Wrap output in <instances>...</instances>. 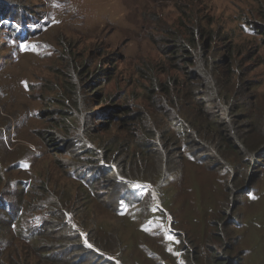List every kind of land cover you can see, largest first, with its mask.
<instances>
[{"label": "rangeland", "instance_id": "rangeland-1", "mask_svg": "<svg viewBox=\"0 0 264 264\" xmlns=\"http://www.w3.org/2000/svg\"><path fill=\"white\" fill-rule=\"evenodd\" d=\"M8 1L38 16L27 23L25 41L0 28V198L13 203L14 188L20 185L31 190L29 208L40 196L36 187L42 191L40 186L46 185L40 204L65 203L63 222L108 234L110 249L102 253L119 258L120 264H188L189 257L178 249V237L155 236L141 227L152 221L172 234V214L162 207L163 199L182 221L179 226L187 229L176 233L202 243L206 207H211L213 198L219 205L225 176L209 169L205 159L194 162L189 156L181 165L182 175L151 174L148 164H156L157 159L145 157L146 147L138 137L150 135L152 127L157 133L167 131L165 125L172 123L164 114L188 110L196 99L211 100L204 104L215 112L223 110L224 115V109L234 106L239 115L264 109V0H4L3 4ZM191 4L214 19L209 26L214 41L209 46L208 80L191 55L167 51L170 40L179 35L176 31L184 29L182 14ZM252 20L261 33H239L240 24ZM155 84L162 87L155 91ZM169 106L170 111L165 109ZM144 108L156 111L162 121L149 128L138 125ZM109 109L114 111L106 118L97 117ZM201 113L205 112L197 110L196 115ZM73 124L80 130L83 146L98 147L107 169L114 171V182L122 166L134 177L149 180L141 182L149 184L146 200L160 207L162 214L153 209L146 219L140 213L120 216L106 202L115 184L91 180L86 187L81 184L77 175L83 167L73 164L82 162L87 152L62 145V140H49L52 134L71 140L66 128ZM134 124L139 126L136 133ZM43 132H49L48 139ZM54 144L64 150L55 154ZM261 164L255 189L242 197L231 231L235 247L227 255L242 250L240 264H264V161ZM162 179L168 180L166 187ZM174 198L189 200L182 205L172 202ZM7 218L0 213V222ZM48 222L50 229L39 242L26 244L11 235L14 245L9 251L17 244L31 253V264H46L43 252L48 238L55 244L53 251L61 252L65 235V230L53 234L56 218ZM4 229L0 223V230ZM81 238L88 242L87 235ZM4 245L2 240L0 250ZM196 250L204 256L200 245L188 253L194 255Z\"/></svg>", "mask_w": 264, "mask_h": 264}, {"label": "trees", "instance_id": "trees-1", "mask_svg": "<svg viewBox=\"0 0 264 264\" xmlns=\"http://www.w3.org/2000/svg\"><path fill=\"white\" fill-rule=\"evenodd\" d=\"M3 1L0 0V28L6 30L7 35L12 34L19 42L25 41L27 39L26 33L29 31L27 23L31 19L36 21L38 14L33 11L28 12L27 7H25V10L18 9L17 5L9 1L4 5ZM19 10H21V14H17ZM182 19L185 21L184 29L176 31L179 32V35L173 36L170 40L172 46L167 51L169 54L179 56H182V54L184 56L191 55L195 64L202 67L204 79L208 80L209 46L214 41V36L209 33V26L212 25L214 19L204 14L202 9H195L192 4L184 15L182 14ZM256 24V21L253 20L246 22V24L241 23L239 33L260 34L261 32ZM222 61L226 63L228 59L223 56ZM166 85L167 89L170 90L171 86L168 81ZM154 87L156 91V88L162 86L155 84ZM167 92L169 93L168 90ZM175 92L171 90L174 95H176ZM208 101L211 100L203 98L198 103V99H196L187 108L188 110H175L174 113L164 114L165 117L170 118L172 123L171 127L165 125L167 129L165 132L160 130L157 133L156 128H149V124H159L163 119L154 110L141 109L142 115L137 121L138 125L143 128L148 127L152 131L150 135L141 134L138 137L146 147L145 157L147 159H157L156 164H148V170L151 171V174L153 171L159 177L163 175L172 178L179 175V173L182 175L184 172H182L183 166L181 165L187 163L188 156L194 162H202L205 159L208 161L207 164L210 163L209 169L218 170V173L221 171L224 174L225 179L222 184V192H220L219 205L216 204V198H213L211 207H206L207 213L203 223L205 224V234L202 243L195 244L192 240H185L184 234L179 233V236L176 233V231L186 233L187 229L184 226H179L182 221L177 220L176 214L166 207L163 199L161 202L162 207L172 214L171 228L174 230L172 234L169 231L163 232L162 226L152 221H146L141 229L143 232H151L155 236L170 237L173 235L178 237V249L182 254L185 253L189 257L188 264H240L242 250L238 251L233 257L227 255V253L235 247L231 231L238 218L237 210L243 204L242 197L255 189L260 176V167L263 165L261 163L264 161V109L260 107L259 110L253 113L239 115L237 114V108L234 106L228 110L224 109V115L223 110L215 112V108L204 104ZM183 102L189 103L187 100ZM165 109L170 111L172 106ZM197 110H203L205 113L196 115ZM113 111L114 109H109L99 113L97 117L106 118ZM138 125H133L132 132L136 133ZM66 130L69 134L71 133V140H66L55 134H52L49 140L58 142L62 140V145L77 147L78 150L87 152L82 157V162L73 164L74 168L78 164L83 167L82 173L78 174L77 178L81 180L84 187L90 185L91 181L92 184L94 181L99 184H115L106 202L114 206L115 212L120 216H125L126 213H140V216H144L146 219L151 215L153 209L162 214L163 210L160 207L156 204L151 206L150 201L146 200L149 192L146 186L148 183L141 182H147L148 179H138L122 166L121 169L123 170L115 176L114 182V171L107 169L109 165L105 164L102 153L97 152L98 147L83 146L82 140L79 138L80 130L75 124L72 128H66ZM43 134L45 138L50 135L49 132H43ZM54 149L55 154H57V151L64 150L57 144H54ZM175 161L179 166L175 165ZM202 166L204 167V165ZM159 181L163 182L165 187L168 185V180L162 179ZM10 183L11 181L8 182V187ZM134 184L139 185V187L134 188ZM150 184H155V181H150ZM40 187L42 191L39 187H36L40 192V196L36 202L34 199L32 200L29 208L27 206L31 190H24L20 185L14 188L13 203L6 198L4 200L0 198V213L8 214L5 222H0L5 226L4 230H0V242L3 240L6 245L0 250V264H31V253L27 250H20L17 244L12 246V249L15 250L9 251L10 246L14 245L11 243V235H17V241L26 242V244L39 242L46 229H50L48 220L51 217L58 220V227L53 234L58 230H65V235L61 239L64 249L61 252L53 251L55 244H52V239L48 238L50 242L47 243V247L43 252L46 264H94V262L96 264H116L102 253L103 250L110 249L105 240L108 234H103L88 225H78L77 222L76 227L67 221L63 222L62 218L67 204L54 201L49 204H40L44 199V195L47 194V186L42 185ZM106 187L104 186L101 189L104 190ZM188 200L174 198L171 201L185 205ZM82 234L87 235L88 242L95 250L86 246L82 240L83 238H81ZM97 236L102 237L104 241ZM120 244L121 242L114 248H118ZM199 245L201 251L205 249L204 256H201L199 250H196L194 255L188 253L189 249L195 250ZM33 246L36 248L35 245Z\"/></svg>", "mask_w": 264, "mask_h": 264}, {"label": "clouds", "instance_id": "clouds-1", "mask_svg": "<svg viewBox=\"0 0 264 264\" xmlns=\"http://www.w3.org/2000/svg\"><path fill=\"white\" fill-rule=\"evenodd\" d=\"M149 184H147L146 186L148 187L149 189ZM89 244V243H88ZM87 246V245H86ZM88 247V246H87ZM89 248V247H88ZM91 249H94L93 247H91ZM95 250V249H94ZM98 253V252H97ZM105 257H107L108 259H111L113 260L116 264H120V262H122L120 259L116 258V257H113L112 255H104Z\"/></svg>", "mask_w": 264, "mask_h": 264}, {"label": "snow or ice", "instance_id": "snow-or-ice-1", "mask_svg": "<svg viewBox=\"0 0 264 264\" xmlns=\"http://www.w3.org/2000/svg\"><path fill=\"white\" fill-rule=\"evenodd\" d=\"M133 187H134V188H137V187H139V185H135V184H134ZM168 239H171V237H168ZM85 244H86L89 248L92 247L91 244H88L87 240H85Z\"/></svg>", "mask_w": 264, "mask_h": 264}]
</instances>
